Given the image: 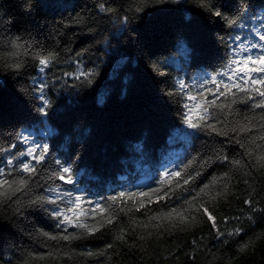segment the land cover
<instances>
[{
  "label": "trees",
  "instance_id": "16d2710c",
  "mask_svg": "<svg viewBox=\"0 0 264 264\" xmlns=\"http://www.w3.org/2000/svg\"><path fill=\"white\" fill-rule=\"evenodd\" d=\"M223 2L235 26L199 0H0V147L17 143L13 151L23 150L20 136L31 133L49 145L53 159L81 172L74 195L84 197L68 213L73 222L59 229L57 220L28 205L46 194L42 182L0 203V264H264V110L236 93L220 98L223 109H212L208 122L217 132L194 131L181 118L186 100L178 81L196 95L199 83L223 70L230 38L264 20L260 0H239L240 8L233 7L236 0ZM100 4L110 11L100 12ZM48 54L55 60L40 73L38 56ZM78 70L92 71L91 83L75 79ZM34 79L48 85L46 117L38 111ZM187 102L196 119L199 109ZM182 169L160 183L165 171ZM188 176L197 178L184 185ZM120 192L149 196L113 202ZM17 198L25 205L22 216ZM97 202L103 212L94 211Z\"/></svg>",
  "mask_w": 264,
  "mask_h": 264
},
{
  "label": "snow or ice",
  "instance_id": "6c2138e0",
  "mask_svg": "<svg viewBox=\"0 0 264 264\" xmlns=\"http://www.w3.org/2000/svg\"><path fill=\"white\" fill-rule=\"evenodd\" d=\"M176 3H182V0H176ZM199 3L209 14L224 21L228 26L231 27L236 25V19H230L225 15L224 10L226 9L227 4L224 3L223 0H212L211 3H209L208 0H199ZM248 6L252 7L250 3ZM233 7H241L239 0H236ZM257 7H264V0H260ZM99 11L103 13L110 11V9L104 4H100ZM135 11L140 12L141 9L136 8ZM124 19L127 20L128 17H125ZM256 24H258L259 27H257ZM256 24L249 28L248 33L244 37L236 35L234 38H230L227 43L230 45L229 51L231 56L226 60L223 70L212 75L210 79H204L202 83H199L196 95L191 93L189 85L184 80L178 81L179 90L184 92L186 100L183 104L185 112L181 118L188 128L193 129L194 131L211 130L217 132L218 129L208 122L209 117L215 116L212 109H223L225 105L219 103L220 98H227L229 96L234 98L236 93L244 94L245 99L243 102L252 103L253 108L264 110V20H256ZM19 46V44L16 45V47ZM178 48L185 53L188 51L183 40L179 41ZM122 59L124 58L122 57ZM54 60L55 57L52 54L39 55V72L44 73L49 67V64ZM241 65H243V67ZM14 67L19 68L21 65L17 63ZM152 70L157 71L155 67H153ZM64 75L72 76L73 74L64 73ZM92 75H94L92 71L85 72L78 70L75 74V79L79 80L80 78H84L85 80H88V83H91V80L88 78ZM33 84L35 98L39 100L42 105L39 107L38 111L43 117H46L47 110L51 106L46 93L48 85L43 79L39 80V82L34 79ZM209 85H214L215 87H209ZM233 89H235V92H233ZM166 94L173 95L174 92H167ZM208 96L213 98L208 99ZM200 99H203L204 101L202 105L198 103ZM103 101L104 96L98 97V103H103ZM187 101L195 102L194 107L199 109L196 119H193V108L190 107ZM235 102V99H233V103ZM231 106V104L227 105L229 108H231ZM200 113H203V115ZM262 119H264V117H262ZM231 130L233 132L237 131L235 128ZM238 131L245 132L246 129L240 127ZM49 132H51L50 129ZM222 134L225 136L228 135L227 132ZM30 136L31 133L27 136L21 134L19 142L25 147L18 152L13 151L18 147L17 143L11 144L8 148L0 147V154H3L0 155V203H4L5 201L12 203L13 197L16 193H21L23 195L32 190L33 183L42 182L41 186L46 189V194L37 196L35 199H29L28 205L37 211L47 213L53 219L57 220V228L59 229L63 225L71 224L73 222L74 217L69 216L68 213H75V210L84 202V197L82 195H74V193L80 192V190H78V176L81 172H74L72 164L62 162L60 159H53L50 155L49 145L47 143H37L35 140L30 139ZM261 139H264V137H261ZM5 156L7 157L6 159L4 158ZM219 158L220 157H218V159ZM222 159L227 162L228 158L227 156H224ZM233 163L239 164L240 161L237 160ZM182 171L184 170L182 169L181 171L171 172L165 171L162 174L160 183L162 184L165 179L171 180L173 177H180ZM197 176H199V173H197ZM197 176H188L187 179L183 180V184L189 185L190 181H195ZM57 181L60 183H57ZM64 185H69L71 188H66ZM5 186H7V190H5ZM180 187L181 185L177 181L176 188ZM205 187H207V185ZM226 187L227 185H225V188ZM151 191L158 192L159 189ZM201 191H203V189H201ZM126 195L128 197L136 195L147 197L149 196V193L120 192L118 196H112L110 199L113 202H116L118 197L122 198ZM164 195L168 196V193L165 192ZM160 199H163V197H160ZM14 202L16 204V213L22 216L25 205H23L18 198ZM245 203L248 204L250 208L253 207V202L251 200H247ZM49 205L52 207L49 208ZM61 205H64V207L62 208ZM96 209H99L101 212L104 211V208L99 202L95 204L94 211ZM173 211H175V209H173ZM203 211L207 215L208 220L212 222V227L217 228L215 217L209 213L208 208H204ZM165 215L171 216V213ZM181 220H183L182 215ZM107 223H111V219H109ZM75 226L77 228H83L89 232L95 231L94 228H89L87 224L77 222ZM241 230V228H238L235 233H230V235H236ZM217 234L222 235L219 231ZM40 235L46 236L49 239H70L68 235L55 237L49 236L47 232H42ZM117 238L123 239V236H118ZM87 254L92 255V253Z\"/></svg>",
  "mask_w": 264,
  "mask_h": 264
}]
</instances>
